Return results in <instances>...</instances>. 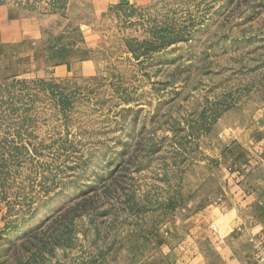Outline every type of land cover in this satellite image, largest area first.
<instances>
[{"label":"rangeland","instance_id":"rangeland-1","mask_svg":"<svg viewBox=\"0 0 264 264\" xmlns=\"http://www.w3.org/2000/svg\"><path fill=\"white\" fill-rule=\"evenodd\" d=\"M0 1L53 15L35 61L0 46V264H168L221 123L261 119L264 0Z\"/></svg>","mask_w":264,"mask_h":264},{"label":"crops","instance_id":"crops-1","mask_svg":"<svg viewBox=\"0 0 264 264\" xmlns=\"http://www.w3.org/2000/svg\"><path fill=\"white\" fill-rule=\"evenodd\" d=\"M92 1L98 12L113 3L136 0ZM52 17L0 1V46L30 43L26 54L35 61L36 51L43 48L44 24H48L44 22ZM22 54L19 48L15 57ZM96 64L85 58L52 67L60 73L72 74L77 69L91 75ZM260 117L254 125L243 127L221 123L217 144L212 140L207 148L203 166L208 172L193 185L191 196L176 207L158 237L157 247L168 264H256V249L264 243V110ZM247 167L251 170L243 175Z\"/></svg>","mask_w":264,"mask_h":264},{"label":"built area","instance_id":"built-area-1","mask_svg":"<svg viewBox=\"0 0 264 264\" xmlns=\"http://www.w3.org/2000/svg\"><path fill=\"white\" fill-rule=\"evenodd\" d=\"M250 170L251 169L247 167L242 171V174L246 175L247 173H249ZM212 229L214 233H217V235L221 237L220 233L217 232L215 225H212ZM256 260V264H264V243L260 244L259 247L256 249Z\"/></svg>","mask_w":264,"mask_h":264},{"label":"trees","instance_id":"trees-1","mask_svg":"<svg viewBox=\"0 0 264 264\" xmlns=\"http://www.w3.org/2000/svg\"><path fill=\"white\" fill-rule=\"evenodd\" d=\"M64 205L65 204H62L61 208H59L57 210V212H61V211L66 210ZM52 217H53V215L51 217L46 218L42 223L33 225L32 227H30L29 229L26 230L25 235H28L29 233H32L35 231H38L39 229H41V227L45 226L46 224H49L48 222L50 221V219Z\"/></svg>","mask_w":264,"mask_h":264}]
</instances>
